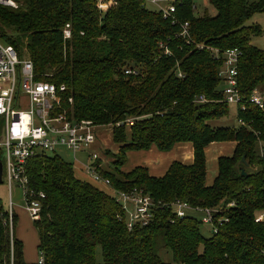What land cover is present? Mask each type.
<instances>
[{
    "label": "trees",
    "instance_id": "16d2710c",
    "mask_svg": "<svg viewBox=\"0 0 264 264\" xmlns=\"http://www.w3.org/2000/svg\"><path fill=\"white\" fill-rule=\"evenodd\" d=\"M15 2L16 10L0 6V39L20 56L25 50L37 81L65 86L56 113L111 127L118 152L110 168L98 161L99 175L113 189L141 190L155 204L149 224L128 230L121 206L77 179L71 164L35 156L26 174L28 188L45 196L33 222L42 264H264V221H255L264 213V104L248 103L253 91H264V50L250 44L261 27L245 26L264 12V0H207L212 15L207 9L196 15L195 0H176L174 22L141 0H115L104 12L96 0ZM230 49L240 52L237 88L245 109L238 107L236 120L242 124L214 127L210 122L227 117L229 106L218 76L222 62L212 50ZM178 143L192 145L191 164L173 162L160 178L143 167L121 171L130 151L168 152ZM212 143L235 146L230 157L218 158L207 187L205 149ZM176 201L217 208L216 232L206 238L195 217L175 218L168 205ZM16 222L14 214L10 232L0 202V264H27ZM161 249L170 261L161 259Z\"/></svg>",
    "mask_w": 264,
    "mask_h": 264
},
{
    "label": "built area",
    "instance_id": "2783aa9c",
    "mask_svg": "<svg viewBox=\"0 0 264 264\" xmlns=\"http://www.w3.org/2000/svg\"><path fill=\"white\" fill-rule=\"evenodd\" d=\"M153 5L163 4L158 11L166 19L173 22L176 0H141ZM99 11L104 12L115 0H96ZM0 5L15 7L11 0H0ZM187 23L182 26V35H186ZM65 40L70 39L69 25L63 31ZM168 52L165 51V54ZM212 56L221 60L218 76L222 83L223 102L228 106L244 110V103L238 91L237 64L240 52L237 49L219 52L212 50ZM130 72H125L129 74ZM180 76V74H179ZM65 86H56L51 83L37 81L33 65L28 58L20 56L10 45L0 41V164L2 166V183L8 191L7 225L12 232L15 204L12 193L14 189L20 191L25 204V211L32 222L37 221L40 215L43 193L35 194L28 188L26 174L27 163L30 159L46 153L55 154L57 149L63 148L75 156L85 150L87 164L83 165V172L93 182L102 184L109 189L111 196L120 206L128 230L136 226L149 224L155 211L152 199L141 190L122 192L113 189L107 179H103L97 172L98 155L92 150L95 144V126L88 121L73 122L66 119L64 114L56 113ZM71 103V99H68ZM199 102L205 100L200 97ZM248 103L262 109L264 95L255 90L249 97ZM132 124L131 121H128ZM241 125V121H237ZM175 218L190 216L188 212L203 214L200 223L210 224L212 233L216 232L213 225V216L217 208H193L188 204L176 201L168 205ZM193 217V216H192ZM257 223L264 221V213L259 214ZM38 264L43 263L39 255ZM10 264H13L12 261Z\"/></svg>",
    "mask_w": 264,
    "mask_h": 264
},
{
    "label": "rangeland",
    "instance_id": "374dc122",
    "mask_svg": "<svg viewBox=\"0 0 264 264\" xmlns=\"http://www.w3.org/2000/svg\"><path fill=\"white\" fill-rule=\"evenodd\" d=\"M15 7H7V6H2L4 8H8L11 10H16L19 5L15 2V0H11ZM195 4H196V15H200L203 12V9H207L205 11H208L211 15L214 14V9L208 4L207 0H195ZM144 6L147 9L150 10H157L159 6H163V4H158V5H153L150 3H144ZM252 25H259L262 29V34L261 36H251L250 37V44L256 48H259L261 50H264V12L263 13H256L254 14L246 23L245 26H252ZM1 42H3L0 39ZM21 54L22 56H24L25 58V50L22 49L21 50ZM222 87V86H221ZM264 89V88H263ZM263 91V90H262ZM259 91L261 95H263L264 91ZM210 125L214 126V127H233V126H237V120H236V107L235 106H229V114L227 117L221 118V119H217V120H213L210 122ZM95 143L96 140H99V145L101 147V149H99V151H97V155L98 158H104L108 159L110 162H108L104 167L105 168L107 166H109V168L112 166V163L114 161V155L117 153V145L113 142L112 140V135H111V127H105V126H100V127H95ZM219 144V143H216ZM222 146H209L208 147V153L206 158V171H207V179H211L214 174L217 175V150H223L225 148H230L229 144L225 143V144H221ZM106 151H108V153L106 154ZM226 152V151H224ZM46 155L50 156V155H57L60 159H62L63 161L69 163L72 165L73 167V171L75 174V177L80 179V180H90L89 176L87 174H83L81 172H79V168L77 165V160H75L73 154L63 148L57 149L55 151V154H51V153H46ZM221 157H225V156H221ZM77 158L79 159H83V155H77ZM105 159H103V162L105 161ZM215 179V177H214ZM214 181V180H213ZM212 181V183H213ZM88 182V181H87ZM90 182H92L90 180ZM89 182V184H90ZM93 183V182H92ZM97 186H100V188L104 191H106V194H109L110 192L105 189L104 187H102V185L97 184ZM12 198H13V202L15 204V208H14V212L17 215L18 218V226L15 229V235L19 236V238L25 240V254H26V259L27 260H31L33 261L35 258V234L33 232V224H32V220L30 218V216L28 215V213L25 211V204L23 202V198L20 194V191H18L17 189H14L13 193H12ZM0 202L2 204V206L5 208V210H7V203H8V191H7V186L5 183L0 184ZM188 214L190 216L195 217L196 219H198L199 221H201V219L203 218V214L200 213H193V212H188ZM200 232L204 237H210L212 235V227L210 224H200ZM34 236V238H33ZM21 241V240H20ZM161 241V240H160ZM37 252V251H36ZM159 256L161 257V259L164 262H168L171 259V255L169 252H167L166 250H159ZM39 258V257H38ZM96 259L98 262H101V253H100V249H97V253H96Z\"/></svg>",
    "mask_w": 264,
    "mask_h": 264
},
{
    "label": "crops",
    "instance_id": "0c3cea01",
    "mask_svg": "<svg viewBox=\"0 0 264 264\" xmlns=\"http://www.w3.org/2000/svg\"><path fill=\"white\" fill-rule=\"evenodd\" d=\"M108 127V126H105ZM221 144H225V143H212L209 146H222ZM229 144L230 148H225L223 150H219L216 149L217 152V159L221 156H225V157H230L233 154L234 151V143H227ZM208 146V147H209ZM208 147H206L205 149V157L207 156L208 153ZM99 149H101L100 145H99V140H96V143L94 144V146L92 147V150L95 151L97 153V151H99ZM118 149V146H117ZM226 151V152H224ZM118 152V150H117ZM87 153L88 151H81L79 153H77L74 158L75 160H77V165L79 168V172L85 174L83 172V165L87 164ZM108 153V151H106V154ZM83 155V159H79L77 158V155ZM104 158L99 159V164L100 167H104L108 162H110L108 159H105V161L103 162ZM193 161V149H192V145L189 143H178L176 145L173 146V148L168 151V152H161L159 151L156 146H151L148 150L146 151H130L127 153V158H126V162L124 163V165L121 168V171L123 173H129L130 171H132L134 168L136 167H143L147 169L148 174L151 177L154 178H160L163 177L166 173V171L168 170L169 166L173 163V162H179L181 164L184 165H189L191 164ZM74 172V171H73ZM75 176V174H74ZM214 177H216V174H214V176L211 179H207V171H206V177H205V186L209 187L212 185V181L214 180ZM78 179V178H77ZM89 179L92 181V179L89 177ZM80 180V179H79ZM90 180H81L84 182L89 183ZM93 182V181H92ZM90 182V184L94 187H96L97 189H99L100 191L107 193L106 191L102 190L100 188V186H97V184L99 183H95V182ZM102 185V184H100ZM102 187H104L105 189H107L109 191V189L102 185ZM109 195V194H108ZM14 214L16 215V213L14 212ZM17 217V215H16ZM33 224V222H32ZM18 226V218H17V222H16V226L15 229ZM15 229H14V235H15ZM33 232L35 234V239H34V244H35V258L33 261H29L26 259V254H25V240L19 238H17V236L15 235V237L18 240H21L22 244H23V257H24V262L27 264H32V263H36L38 261V250H37V246H38V235L37 232L35 230V228L33 227ZM34 238V236H33ZM37 251V252H36Z\"/></svg>",
    "mask_w": 264,
    "mask_h": 264
},
{
    "label": "water",
    "instance_id": "95a60500",
    "mask_svg": "<svg viewBox=\"0 0 264 264\" xmlns=\"http://www.w3.org/2000/svg\"><path fill=\"white\" fill-rule=\"evenodd\" d=\"M241 162L245 163L244 157H242ZM242 175H244L243 172H242ZM0 184H2V166H1V164H0Z\"/></svg>",
    "mask_w": 264,
    "mask_h": 264
}]
</instances>
